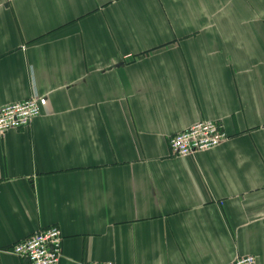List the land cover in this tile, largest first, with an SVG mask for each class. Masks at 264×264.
<instances>
[{"label": "crops", "instance_id": "1", "mask_svg": "<svg viewBox=\"0 0 264 264\" xmlns=\"http://www.w3.org/2000/svg\"><path fill=\"white\" fill-rule=\"evenodd\" d=\"M0 264L40 230L59 264H264V0H0ZM228 136L178 157L201 122Z\"/></svg>", "mask_w": 264, "mask_h": 264}, {"label": "built area", "instance_id": "2", "mask_svg": "<svg viewBox=\"0 0 264 264\" xmlns=\"http://www.w3.org/2000/svg\"><path fill=\"white\" fill-rule=\"evenodd\" d=\"M47 99L33 95L29 100L0 109V137L12 130L28 128L42 115ZM216 122L205 121L169 140L173 155L190 157L214 150L228 141L227 134ZM63 237L57 227L40 230L12 248V254L28 264H59L63 255ZM100 264V263H90ZM105 264V263H104ZM112 264V263H106ZM230 264H257L252 256L239 257Z\"/></svg>", "mask_w": 264, "mask_h": 264}]
</instances>
